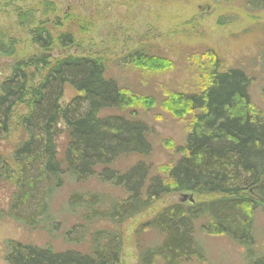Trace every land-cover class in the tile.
Wrapping results in <instances>:
<instances>
[{"label":"trees","instance_id":"16d2710c","mask_svg":"<svg viewBox=\"0 0 264 264\" xmlns=\"http://www.w3.org/2000/svg\"><path fill=\"white\" fill-rule=\"evenodd\" d=\"M1 3V0H0ZM264 10V0H254ZM1 7V6H0ZM45 8L37 19L35 8ZM50 7V10H47ZM52 3L18 10L17 25L31 28L38 54L11 64L9 76L0 84V141L14 130L19 141L9 156L0 154V184L11 183L14 193L6 218L29 229H41L53 239L58 235L81 250L55 252L15 241L5 243L7 264H120L125 246L122 226L151 211L166 196L192 193L204 200L190 206L170 204L138 225L134 238L153 232L160 241L137 244L138 264H189L205 262V253L195 238L201 233L225 236L244 251L247 264H264V254L255 251V213L264 211V112L252 104L253 80L240 69L223 70V60L214 51L202 54L193 65L192 92L168 93L165 109L178 119L191 115L181 158L163 166V176L150 177V168L137 164L120 174L111 166L122 156L151 153L149 128L138 119L102 117L105 110L150 109L154 101L120 86L106 77L104 54L51 57L59 48H71L91 24L82 15L48 18ZM92 27V26H91ZM15 39L0 35V56L18 55ZM120 68L146 72L173 68L166 57L140 45L118 60ZM66 86L76 96L68 105L62 100ZM24 107L25 114L17 115ZM64 124L68 141L59 158L57 141ZM103 170L97 174V169ZM97 176L102 183L120 188L125 198L109 199L92 193H73L67 212L79 223L60 232L52 214L55 193L66 179L82 184ZM108 224L107 229L98 228Z\"/></svg>","mask_w":264,"mask_h":264},{"label":"rangeland","instance_id":"374dc122","mask_svg":"<svg viewBox=\"0 0 264 264\" xmlns=\"http://www.w3.org/2000/svg\"><path fill=\"white\" fill-rule=\"evenodd\" d=\"M254 0H1L0 35L9 41L15 39L18 55L14 59L0 56V84L9 76L11 64L28 59L38 51L32 43L31 28L17 25L16 13L36 7L41 2L52 3L55 12L48 18L64 20L65 14L82 15L88 24V31L78 38V44L71 48L55 49L51 57L87 56L104 54L107 57L106 77L142 97L154 101L150 109L139 108L136 115L132 110H105L100 116H124L138 119L149 128L151 153L148 156L136 154L120 157L111 168L120 174L127 173L139 163L150 168V177L160 176L163 166L175 164L181 158L179 148L186 143L191 125V115L178 119L165 109L168 93L192 92L195 82L193 65L207 51L216 52L223 60V70L240 69L253 80L249 88L252 104L264 112V10L252 5ZM37 19H42L45 8L37 7ZM47 7V10H50ZM140 45H150L152 52L173 62L170 70L146 72L132 67L120 68L118 60L128 51ZM76 92L69 86L64 90L62 103L68 105ZM25 114L24 107L17 109V115ZM62 133L57 141L59 158L62 160L68 141L61 123ZM20 132L14 130L5 141H0V154L9 156L19 141ZM103 170L98 168L97 174ZM14 187L11 183L0 184V264H7L5 243L15 241L36 247H53L55 252L67 250L84 251L86 247L69 246L63 243L60 234L57 239L41 229H29L21 223L3 216L8 212ZM73 193L100 194L109 199L122 200L124 192L117 187L102 183L97 176L85 183L76 184L69 178L52 199L51 211L61 225L60 232L79 223L78 217L67 212V203ZM180 195L166 196L155 207L123 225L121 230L125 246L120 264H138L137 244L151 246L160 241L156 233L134 238L138 225L150 219L162 208L179 203ZM204 199L195 197V202ZM202 222L195 225V238L205 253V262L193 260L189 264H247L243 249L225 236H209L201 233ZM109 227L108 224L98 228ZM255 251L264 254V211L255 213Z\"/></svg>","mask_w":264,"mask_h":264},{"label":"water","instance_id":"95a60500","mask_svg":"<svg viewBox=\"0 0 264 264\" xmlns=\"http://www.w3.org/2000/svg\"><path fill=\"white\" fill-rule=\"evenodd\" d=\"M181 204H186L193 206L195 205V199L192 193H185L180 195V201Z\"/></svg>","mask_w":264,"mask_h":264}]
</instances>
